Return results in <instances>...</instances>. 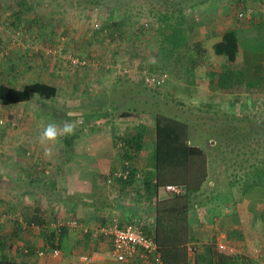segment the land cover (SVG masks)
<instances>
[{
  "label": "crops",
  "instance_id": "1",
  "mask_svg": "<svg viewBox=\"0 0 264 264\" xmlns=\"http://www.w3.org/2000/svg\"><path fill=\"white\" fill-rule=\"evenodd\" d=\"M136 1L138 8L145 2L151 5L149 11L155 18L157 34L178 31L185 47H190L187 51L190 53L183 55V59L187 66L185 70L191 67L193 78L192 81L187 77L176 81L180 82L182 91L200 92L208 99L220 96L245 98L252 94L253 88L264 89V11L252 18L249 16V21L242 23L228 6L232 0ZM230 30L239 38L233 62L213 50V44ZM250 37L259 40L260 45L256 47L252 42L241 47L240 42ZM165 46L171 50L170 43ZM155 50L159 54L160 46ZM187 57H191L189 62ZM133 67L136 68L132 65L128 70L122 64L120 69L126 71L124 74L119 72L120 76L91 83L87 93L80 90L83 83L71 81V87L66 91L68 97L63 99L65 104L68 103L64 110L77 115L76 123L67 128L77 133V137L69 139L67 149L60 124L48 121L43 125L35 121L34 118L39 120L43 116L38 102L37 109L30 111L34 121L25 125L26 132L35 131L26 140L34 146L33 154L21 153L28 149L29 145L25 144L26 148L24 145L19 154L8 159V163L6 161L5 172L12 179L7 193L11 197L20 196L11 200L10 205L14 209L17 205L22 213L27 211L32 217L26 222L21 221L23 228L33 226L36 220L37 227H66L68 231L63 236L66 250H60L57 257L46 253L49 259L62 258L64 264H160L154 254L142 252L124 262L115 261L110 254L111 238L105 232V228L112 224L123 227L135 223L144 232L153 233L158 203L174 195L166 191L165 186H155L152 164L155 121L152 114L136 107L135 100L141 95L138 87L143 81L138 75H128ZM235 67L242 72L243 83L253 86L243 88L241 93L235 87L233 90H219L215 75ZM42 82L56 87L52 98L60 96L59 84ZM4 85L22 89L9 82ZM31 98L4 106L21 105L23 110ZM126 100H133L134 106L124 107ZM141 129L140 147L136 149L134 135ZM20 131L24 130L20 127ZM204 182L192 193V207L187 211L191 234L187 243L189 264H214L215 245L236 252L238 257L232 260V264H264V188L240 193L238 200L222 203L219 193L204 190ZM175 183L172 181L166 185ZM254 194L260 197L253 198ZM49 219L53 221L48 222ZM72 221L77 225H68ZM77 247L79 249H75ZM83 254L89 257V261L80 259Z\"/></svg>",
  "mask_w": 264,
  "mask_h": 264
},
{
  "label": "rangeland",
  "instance_id": "2",
  "mask_svg": "<svg viewBox=\"0 0 264 264\" xmlns=\"http://www.w3.org/2000/svg\"><path fill=\"white\" fill-rule=\"evenodd\" d=\"M18 1L0 0V84L9 82L23 87L37 81H54L62 92L57 99L48 100L32 94L29 108L23 110L21 105L6 107L0 103V237L13 245L11 249H4L8 258L22 261V264H64L62 258L49 259L47 254H37L46 245L42 232L52 227H37L33 219V226L23 228L22 222L32 217L27 211L22 213L17 205H14L15 209L10 205L11 200L20 196L11 197L7 193L12 179L5 170L8 159L19 154L25 144L29 145L26 140L34 135L35 131L26 132L25 125L34 119L43 125L48 121L59 124L58 116L68 104L63 99L68 97L66 91L72 80L83 83L80 90L87 93L91 83L120 76L119 72L124 74L126 71L120 69L122 64L128 70L129 66H136L128 75L139 78L143 72L167 74V82L165 80L160 86L141 83L138 87L141 100L139 97L135 100L136 107L153 117L159 113L185 121L188 128L197 133L199 145L206 154L204 190L219 193L222 203H232L241 197V178L252 173L251 166L264 164V89L253 88L252 94L238 99L233 96L231 99L227 96L206 99L200 92L182 91L180 82L176 81L183 77L192 81L193 78L189 71L191 67L185 70L183 59V55L190 53H187L190 47H185L184 41H177L172 52L161 46L157 54L155 47L162 44V34L156 33V21L148 2L138 8L136 0H25V9L16 22L13 12L19 7ZM228 6L242 23L249 21V16L252 18L264 11L263 0H232ZM242 11H246L248 19L239 17ZM165 35L169 34L165 32ZM252 42L256 47L260 45L259 40L251 37L242 40L240 45L248 46ZM83 46L87 48L86 52L80 51ZM186 60L189 62L191 57ZM227 69L243 81L240 70L236 67ZM250 87L248 83H242L237 90L241 93L243 88ZM38 102L44 109H41L43 116L36 120L30 111L37 109ZM133 106V100H126L124 107ZM20 127L24 131H20ZM27 148L21 153L31 156L34 146L30 144ZM224 195L230 197L224 198ZM256 197L260 196L254 194L253 198ZM14 228L18 234L13 237ZM30 247L33 248L31 253H25Z\"/></svg>",
  "mask_w": 264,
  "mask_h": 264
},
{
  "label": "trees",
  "instance_id": "3",
  "mask_svg": "<svg viewBox=\"0 0 264 264\" xmlns=\"http://www.w3.org/2000/svg\"><path fill=\"white\" fill-rule=\"evenodd\" d=\"M18 4V9L13 12L17 18L16 22L19 21L20 14L25 9L26 1L19 0ZM166 37L169 38L167 39ZM182 37L178 31H174L168 36L162 34L160 50L161 46L166 47L165 45L170 43L172 45V52L177 47V41H182ZM238 46V35L235 31L230 30L223 34L220 41L213 44V50L215 54L223 55L229 62H233L237 56ZM80 51L85 52V46L81 47ZM214 80L216 86L221 91L233 90V87L238 89L239 84L243 83L241 79L235 78L231 70L228 69L215 75ZM55 92V86L44 82H33L24 85L22 89H16L1 83L0 103L10 105L28 100L32 97V94H37L44 99H51L55 95ZM61 112V116H58V123L63 128L64 133L61 137L67 149L69 139L77 137V133L71 130L68 131L67 129L71 124L76 123L77 115L71 114L67 110H61ZM153 118L156 129L155 147L152 152V164L154 177L156 178L155 186H166V183L175 181V184L182 186L183 192L174 194L173 198H166L158 203L153 233L150 231L145 233L156 244V249L151 254L158 255L160 264H189L190 256L187 243L191 238V234L187 222V211L192 207L190 199L193 195L192 193L199 189L207 177V158L205 151L199 145L200 139L196 135L197 133L190 130L185 121L159 113ZM141 137L142 129L140 131L136 130L134 135L136 149L140 147L139 142ZM251 167H253L252 173L240 180L242 194L264 188V164L253 165ZM226 197L228 195H224V198ZM12 232L13 237L17 236V228H14ZM67 233L66 227L44 229L42 236L47 243L42 247V250L49 251L55 248L64 250L65 243L63 236L67 235ZM57 235H59L58 239ZM2 240L4 238L0 237V260L3 261L2 264H22V261H16L7 257L4 249L6 247H10L11 249L13 245L10 242ZM32 249V247L25 249V253H31ZM214 249V264H232V260L238 257L236 252L229 247L215 245Z\"/></svg>",
  "mask_w": 264,
  "mask_h": 264
},
{
  "label": "built area",
  "instance_id": "4",
  "mask_svg": "<svg viewBox=\"0 0 264 264\" xmlns=\"http://www.w3.org/2000/svg\"><path fill=\"white\" fill-rule=\"evenodd\" d=\"M246 14V11H242L239 12L238 15L239 17H244ZM95 27H98V25L95 24ZM73 61L77 63L75 60ZM140 78L145 84L151 86H160L165 82L167 74L165 72L157 74L151 72H143L140 75ZM121 175L123 176V174ZM165 189L171 194H179L183 192L182 186L175 184H167L165 186ZM68 225L75 226L77 225V222L72 221L68 223ZM105 232L111 238L110 254L112 258L117 262H124L127 259L134 258L137 254H139V252H142L144 254L154 253L156 249V244L153 239L147 236L143 229L135 223L123 227L112 224L111 226L105 228ZM46 253L57 257L61 252L59 248H55L49 251H37V254L39 256H42ZM80 259L82 261H89V257L86 254L80 256ZM155 260L160 263L158 255L155 256Z\"/></svg>",
  "mask_w": 264,
  "mask_h": 264
}]
</instances>
